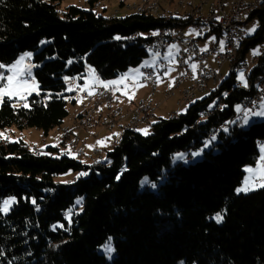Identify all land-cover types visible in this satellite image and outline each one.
<instances>
[{
    "label": "trees",
    "instance_id": "16d2710c",
    "mask_svg": "<svg viewBox=\"0 0 264 264\" xmlns=\"http://www.w3.org/2000/svg\"><path fill=\"white\" fill-rule=\"evenodd\" d=\"M98 1L104 0L62 10V0H0V64L32 51L41 90L27 107L3 100L0 133L15 126L48 134L76 103L69 82L81 83L89 67L113 79L148 56L152 32L191 23L145 12L107 16L95 7ZM248 17L259 27L239 58L264 45V0ZM263 72L264 54L250 68L247 87L230 71L208 96L159 118L149 133L125 130L100 161L70 155L67 132L61 146L42 150L0 138V207L7 197L16 199L8 212L0 211V264H264V188L236 191L245 167L259 158L264 121L229 123ZM205 110L211 113L202 116ZM222 125L212 143L218 152L172 164L174 152L200 148ZM68 173L73 176L56 180ZM109 238L112 259L100 250Z\"/></svg>",
    "mask_w": 264,
    "mask_h": 264
},
{
    "label": "rangeland",
    "instance_id": "374dc122",
    "mask_svg": "<svg viewBox=\"0 0 264 264\" xmlns=\"http://www.w3.org/2000/svg\"><path fill=\"white\" fill-rule=\"evenodd\" d=\"M140 1L141 0H104L103 1L104 4H103L102 8H105L104 12L107 16L112 15V12L118 10V12L116 13V16L122 17L125 15L135 13V11L133 9H131L130 7L134 3H140ZM160 3L164 9L170 5V9L172 11L174 10V11H179V12H190L192 10V7L189 5V2H186L185 4H181L179 2V0H171V1L170 0H160ZM69 5H78L82 8H85V9L89 8V6H90L88 0H62L59 7H60V9L65 10ZM248 14L246 16H244L242 25L248 31V34L253 35L259 27V21L256 18L249 20ZM112 16H115V15H112ZM254 27H255V31L251 32L250 30L253 29ZM186 31H187V33H190L191 35H194V36H197V34H198L197 30L195 29L194 26L188 27V29H186ZM206 41H208V43L206 45L203 44L202 46L205 47L210 43L208 36H207V39L203 40L202 42H206ZM257 50H258L259 54H254ZM166 51L167 52L164 54L151 53L150 52V53H148V56L138 66L131 67L125 73H123V74H121V75H119L113 79H107L104 81L110 82V81L119 80L121 78V76H127L130 73H132L133 70H136V69H139V72L143 74L142 68L145 67L144 66L145 62H148L150 65H152L149 67L156 68L157 65L161 64V61H167L170 64L168 67V70L170 73H172L175 70L174 69L175 61H174L173 51H176V47L173 45H170ZM170 52H171V55H169ZM26 54H30V56L25 60V64L32 66L31 67V76H32V78H34V81H35L36 85H38V87L36 88V90L32 91L30 95H27L26 100L19 99V98H9V97L5 96L2 100H0V105L2 104V102L5 98H8L12 101L13 105L22 106V105L28 104V98L31 95L39 94L41 92L40 84L34 76L35 69L38 67V65L34 62V53L32 51L22 52L18 56V58L15 61H13L11 64H3V65H5V66L12 65L20 57L25 56ZM263 54H264V45H262L261 43L255 45V46H252L250 48L247 55L245 57H243V59H247V61L250 63L249 70L253 66V64H256L258 62L260 56ZM238 55H239V53H238ZM193 64H195V63H193ZM215 65L217 68H219V66L217 64H215ZM88 69L91 70L90 67ZM249 70H248V72H249ZM156 72H158L157 68H156ZM248 72L246 73L244 70H242L239 73H237L238 74V80H240L239 79L240 74L243 73L244 78L248 84V78H247ZM89 73H91V72L89 71ZM229 73H230V64L225 63L222 67L223 78H226L229 75ZM132 83H135V79L132 80ZM132 83L129 84V88H128L129 93H131L130 87H131ZM139 83L143 84L144 86L136 88L134 90V97L131 99L129 98V95L124 94V85L118 86L120 90H116V88H114L115 98L112 101V103L110 104L111 107L108 105H102L106 114H109L110 111L112 110V113H113V115L111 116L112 119L110 117H109V119L106 118V120H104L103 123H101L100 125L91 123V120H92V116H93L94 112H96L102 106L96 107L94 109L91 108L90 105L83 107V103H84L83 99L80 96L76 95L77 96L76 97V99H77L76 103L75 104H72V103L69 104V115L65 118V120L63 121V123L61 125L50 130V132L48 134H45L42 129L37 128V127H26L23 130H20L15 126L8 127L5 130H3L1 133H4L7 135V137H8L7 140H11V141L19 140V139L24 140L32 150H42V149H45L47 146H61L62 140L65 139L66 132L69 134L71 133L70 135L73 138L72 140H74V141H72L71 147L68 146V144H67L66 151H68L69 154L72 155L73 157H76V158L81 157L80 159L83 160L84 162H89L91 160L95 161L97 159V154H96L95 150H100L102 153H104L106 148L110 149L111 146L114 144V142L118 141L121 138V135L124 132L123 124L121 123L119 118H116L114 116V110L117 107H122L123 110L130 109V106H133L132 105L133 103H131V104H129V103L132 100L136 99V97H135L136 95H138V98H143V99H148V98L151 99L152 98V99L157 100L161 103L160 107L156 111V115H154V117L151 118V121L148 123L142 124L141 127L139 128V130L145 134L150 132L151 124L156 122L159 118H162V117L168 118L171 116L172 111L177 112V111H179V109H181V113L185 112L191 104V102H188V103L183 104L181 107H179L177 105V102L180 99L179 93H176L174 96H172V98L164 100L163 95H164V90L166 88V85L164 84V80L162 78H159L157 81L159 89L155 95L152 93V87L145 80L144 74L142 77L139 78ZM73 88H74L73 83L69 82L68 90L74 91ZM214 88H216V85H210V88L204 93H199L195 100L201 99L205 96H208ZM161 90H163V92L160 94ZM126 104H129V105H126ZM80 105H81L82 110L79 112L78 109H79ZM134 107H135V105L132 108H134ZM87 111H90L88 116L86 117L87 118V124L83 125L82 121L85 118V113ZM156 116H158L159 118H155ZM110 120L116 121V125L114 128H108L109 124H105V121H110ZM257 120H263L264 121V117H252L249 120V123L245 126H248L251 122L257 121ZM75 121L77 123L76 128H75ZM100 132H102V134L99 136ZM207 141H209V140L207 139L206 142ZM78 142H79V145H78ZM214 142H216V141H214ZM204 145H205V143L200 148L192 149L189 151H176V152H174L172 155V159H171L172 164H177V163L189 164L192 161L202 159L204 157V152L207 150L213 149L214 152L219 151V149L216 146H213V144H211L208 147H204ZM262 147H264V143L262 144V142H261L259 145L260 155H261V148ZM202 148H203V152L201 155H199V156H193L192 155V153L198 152ZM79 150H81V152H79ZM181 153H183L185 155L187 162H185L184 160L174 159L178 154H181ZM250 166H255V164L247 165L245 167V169L247 167H250ZM247 175H248V173H246V171H245L244 178H243L242 182L237 186V189L240 187H243V181ZM69 176H73V174L68 173L66 175H59L56 177V180L57 181L65 180ZM145 178H147V180L149 181L148 176L144 177L142 179V181H144ZM145 184H149V182L144 183L143 185H145ZM151 187H152V185H151ZM156 187L157 186L155 185V187H152V188H156ZM239 193H241V192H239ZM8 199H14V201H16L15 197H13V196H9L5 200H8ZM79 200L80 199H78V201ZM111 243H112V241H111ZM112 246H113V243H112ZM100 250L102 251V248ZM113 256H114V254L112 253L111 259ZM181 264H185V262H183Z\"/></svg>",
    "mask_w": 264,
    "mask_h": 264
},
{
    "label": "built area",
    "instance_id": "2783aa9c",
    "mask_svg": "<svg viewBox=\"0 0 264 264\" xmlns=\"http://www.w3.org/2000/svg\"><path fill=\"white\" fill-rule=\"evenodd\" d=\"M192 0H184L182 4L189 2L191 6ZM156 0H148L145 5H152L153 14L157 18H173L177 15L169 13V6L165 8L163 16H156L155 9ZM262 0H224V2H217V0H204L201 7H207V14H201V18H209L210 26H201V22H194V15L192 10L190 12H184L185 18H190L191 23L189 26L181 25H166L162 27V34L151 33V39L145 42L146 45H153L154 49H158V52H167V48L170 45L176 47L174 53V61L176 67L175 83L173 88H177V85H184L186 87V80L190 78L192 74H199V88L197 89V95L199 93L206 92L210 85H218L223 79L222 67L225 63L230 64V71L237 74L244 70L246 73L249 70L250 63L247 59L239 58L238 53L240 48L246 43L248 38V31L243 27V19L251 10L256 8ZM194 26L197 30V36L187 33L188 27ZM211 27H218V34H211ZM150 33L148 34V36ZM210 40V43L202 47L201 43L203 40ZM222 41L221 46L218 41ZM181 43H188L191 45V55H188L187 68L186 70H179L178 65V47H181ZM203 58H210V65H203ZM195 63L197 68L193 71L191 65ZM217 64L219 68L216 67ZM161 71H164L163 67L159 65ZM144 76L148 78V83L152 87V91H157L158 84H156V78L153 76V72L149 70H142ZM99 79L104 81L102 75L98 72ZM254 86V92L250 95L245 96L241 101L240 105L244 108H253V110H259L260 103L264 99V72L252 80ZM76 87L80 88L82 93V99L84 95H88V91L83 90L84 88L76 83ZM172 88H166V97L164 100L169 98V92ZM189 89L186 87V99H180L179 106L192 102L196 97H189ZM108 95H115L114 89H106L102 87V91L99 94V103L95 107L101 106V98H108ZM161 104V103H160ZM159 104V107H160ZM217 107L221 106V101L216 103ZM121 107H117L120 110ZM211 113L209 110H205L202 116H208ZM178 114H173L176 116ZM242 113H237V116ZM136 116H143V123L150 121L151 115H149V98L144 99L141 106V113L139 115H133L135 119V126L139 127L143 123H136ZM112 122L108 123L112 128ZM124 128L127 126H123ZM222 126L215 128L210 136L217 135L222 129ZM97 154L96 161H100L103 156H98V150H95Z\"/></svg>",
    "mask_w": 264,
    "mask_h": 264
},
{
    "label": "snow or ice",
    "instance_id": "6c2138e0",
    "mask_svg": "<svg viewBox=\"0 0 264 264\" xmlns=\"http://www.w3.org/2000/svg\"><path fill=\"white\" fill-rule=\"evenodd\" d=\"M251 32L255 31V27L250 30ZM254 54H259L258 50ZM171 55V52L169 53ZM30 56V54H26L25 56L20 57L16 62L12 65L5 66L0 64V100H2L5 96L9 98H19L26 100L27 95H30L32 91L36 90L38 85H36L34 78L31 76V65H26L25 60ZM145 67L152 66L148 62H145ZM193 71L197 68V65H191ZM143 74L139 72V69L133 70L127 76H121L119 80L105 82L99 79L98 76L93 72L91 85H86L85 89L88 91L90 95L94 94L92 89L95 86H101L106 89L120 90L118 86L124 85V94L129 95V98L134 97V90L138 87H143L144 85L139 83V78L142 77ZM135 79V83L131 85L133 91L131 93L128 92L129 84L126 81H131ZM239 79L243 83L245 87H247V82L244 78L243 73L240 74ZM27 107V104H25ZM237 113H242V115L237 117L235 121H229L231 124L239 123V126L243 127L249 123V120L252 117H264V102L260 103L259 110H253V108H244L241 105L236 106ZM223 131L227 132L228 129L225 127ZM0 138L8 139L7 135L4 133H0ZM216 136L213 135L211 139L205 142L204 147H208L215 141ZM203 152V148L195 153H192L193 156H199ZM174 159L184 160L186 161V157L183 153L178 154ZM248 175L243 181V187L238 188L236 191L239 192H248L252 191L255 188H264V147L261 148V155L255 163V166H250L245 169ZM83 175V174H82ZM149 181L145 178L142 181V184L148 183ZM152 187H155L153 184ZM15 203L14 199H8L2 201V207H0V211L7 212L10 206ZM35 203V201H33ZM215 219L217 222H220L223 217L220 214H217ZM102 251L111 259L112 253L115 251L114 247L111 243V238H109L102 246Z\"/></svg>",
    "mask_w": 264,
    "mask_h": 264
},
{
    "label": "bare ground",
    "instance_id": "6f19581e",
    "mask_svg": "<svg viewBox=\"0 0 264 264\" xmlns=\"http://www.w3.org/2000/svg\"><path fill=\"white\" fill-rule=\"evenodd\" d=\"M148 0H141L140 3H134L130 8L133 9L137 13H148L151 15L153 14V7L152 5H145ZM171 1V0H170ZM263 1V0H262ZM179 2L182 4L184 0H179ZM204 0H192L191 1V7H192V13L194 15V22H201V26H210V19L209 18H201V14H207V7H201L203 4ZM217 2H224V0H217ZM102 5L101 1H98L95 6L100 7ZM155 9H156V16H163L165 9L162 7L160 0H156L155 2ZM118 10L112 12V15H116ZM169 13H172V15H177V17L180 18H185V13L184 12H179V11H172L169 6ZM110 15V16H112ZM155 34H162V27L158 28L157 30L154 31ZM211 34H218V27H211ZM145 48L148 52L151 53H161L164 54L165 52H158V49H154L153 45H146ZM188 55H191V45L188 43H181V47H178V65H179V70H186L187 68V60H188ZM164 71H167V67L169 63L167 61H161L160 64ZM203 65H210V58H203ZM156 68L158 69V72H156ZM156 68L152 67H143L142 70H149L150 72H153V76L156 78V84L158 81V75L161 73L163 74L164 72L161 71V68L159 65L156 66ZM94 73L96 76H98V71L94 70ZM145 80L148 82V78L144 76ZM102 80V79H100ZM130 81H126L128 83ZM173 83H175V77L172 81V84L168 86L167 88H172L170 89L169 92V98H172L176 93L180 94V99H186V87L190 88L189 89V97H196L197 95V89L199 88V74H192L190 75V78L186 80V87L184 85H177V88H173ZM74 92L75 95L80 96L82 98V93L80 88L76 87L74 85ZM114 89V88H113ZM158 90V87H157ZM100 91H102L101 86H95L94 91L92 95L88 93V95H84L83 98V107L90 105L91 108H96L95 106L98 105L99 103V94ZM156 91H152L154 94ZM163 97H166V89L164 90V95ZM115 95H108V98H101V106L102 105H110L112 101L114 100ZM168 98V99H169ZM180 99L177 102V105L179 106L180 104ZM144 100V99H143ZM143 100L139 101L138 103L135 104V107L132 108L133 106H130V109H125L121 107L120 110H118V115L117 113V108L114 110V116L116 118H119L123 126H127L124 128L125 130H135L138 129L137 126H135V119H133V115H139L141 113V106L143 103ZM160 102L154 99H149V115H151V118L156 115V111L159 108ZM90 111H87L85 113V118L82 121L83 125L87 124V116ZM112 122L110 121H105V124H108ZM136 123H143V116H136ZM116 125V122L112 123V128H114ZM111 127V126H110ZM81 152V150H79ZM98 156H104V153H102L100 150H98Z\"/></svg>",
    "mask_w": 264,
    "mask_h": 264
},
{
    "label": "crops",
    "instance_id": "0c3cea01",
    "mask_svg": "<svg viewBox=\"0 0 264 264\" xmlns=\"http://www.w3.org/2000/svg\"><path fill=\"white\" fill-rule=\"evenodd\" d=\"M103 2H102V5L101 6H103ZM105 9V8H104ZM219 42V44L222 46L223 45V43H222V41H218ZM208 43V41H206V42H202L201 43V46L203 45V44H207ZM202 47H204V46H202ZM170 65V64H169ZM169 65H168V67H169ZM175 66V65H174ZM168 67H167V71H166V73H163V74H159L158 75V79L159 78H162L163 80H164V84L166 85V88L168 87V86H170L171 84H172V81H173V79H174V77H175V75H176V68L174 67V72H172V73H170L169 72V70H168ZM89 71L91 72V73H89ZM93 72H94V69L93 68H91V70L90 69H88V71H87V75L83 78V80H82V82L80 83V85L85 89V86L86 85H91L92 83H93V81H92V75H93ZM134 80V79H133ZM76 81V80H75ZM72 83H74V80L72 81ZM132 83V80L130 81V82H128V84H131ZM133 84V83H132ZM242 86H244L243 85V83L241 84ZM247 86H248V84H247ZM94 88L95 87H93V89H92V91H94ZM139 88V87H138ZM165 88V89H166ZM158 89H159V86H158ZM138 90V89H137ZM130 91L132 92L133 91V89H132V87H130ZM158 91V90H157ZM156 91V92H157ZM156 92L154 93V95L156 94ZM163 92V90H161L160 91V94ZM77 96L75 95V98H76ZM136 97V99H134V100H132L129 104H131V103H133L132 105H135L138 101H140V100H142L143 98H138V95H136L135 96ZM140 99V100H139ZM123 101V100H122ZM263 102H264V100H263ZM129 104H126V105H129ZM108 106H110L111 107V105H108ZM182 106V105H181ZM181 106H179V107H181ZM79 112L82 110L81 109V105H80V107H79ZM78 112V113H79ZM173 112V113H172ZM171 112V116L173 115V114H179V113H181V109H179V111H177V112H175V111H172ZM113 115V113H112V110L110 111V113L109 114H106V112H105V110H104V108H103V106L102 107H100L96 112H94V114H93V116H92V120H91V123H93V124H101V123H103V121L104 120H106V118H108L109 119V117L111 118V116ZM155 118H159L158 116H156ZM94 119V120H93ZM112 119V118H111ZM150 121H151V119H150ZM150 121H148V122H150ZM148 122H146V123H148ZM144 124V123H143ZM92 125V124H91ZM77 127V123H76V121H75V128ZM141 127V125L138 127V130H139V128ZM108 128H111V127H109L108 126ZM71 134V133H70ZM69 133H68V139H67V144H68V146H72L71 144H72V141H74V140H72L73 138L71 137V135H70ZM102 134V132H100L99 133V136ZM123 134V133H122ZM80 141V140H79ZM86 141V140H85ZM117 142V141H116ZM116 142H114V144L116 143ZM264 143V141H262V144ZM113 144V145H114ZM78 145H79V142H78ZM112 145V146H113ZM111 146V147H112ZM107 149V148H106ZM104 154H105V152H104ZM260 156V155H259ZM81 158V157H80ZM79 158V159H80ZM81 160V159H80ZM83 161V160H82ZM92 161V160H91ZM91 161H89V162H86V163H90ZM259 188V187H258ZM257 189V188H256Z\"/></svg>",
    "mask_w": 264,
    "mask_h": 264
}]
</instances>
